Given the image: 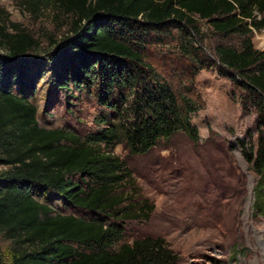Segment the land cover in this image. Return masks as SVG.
Here are the masks:
<instances>
[{
	"label": "trees",
	"instance_id": "trees-1",
	"mask_svg": "<svg viewBox=\"0 0 264 264\" xmlns=\"http://www.w3.org/2000/svg\"><path fill=\"white\" fill-rule=\"evenodd\" d=\"M18 3L34 16L52 4L70 22L51 49L30 59L38 40L0 17V164L9 165L0 178V235L13 244L12 264H177L162 238L124 242V220L147 219L152 208L127 204L132 198L121 188L132 172L114 149L142 154L177 132L197 140L191 117L203 102L194 76L209 67L256 112L255 144L244 157L259 175L254 206L264 210V48L252 42L264 30V0ZM200 20L213 38L210 52ZM153 45H174L188 59V79L174 83L159 72L148 57ZM46 72L65 97L93 99L92 128L39 124L33 98Z\"/></svg>",
	"mask_w": 264,
	"mask_h": 264
},
{
	"label": "rangeland",
	"instance_id": "rangeland-1",
	"mask_svg": "<svg viewBox=\"0 0 264 264\" xmlns=\"http://www.w3.org/2000/svg\"><path fill=\"white\" fill-rule=\"evenodd\" d=\"M6 14L38 40V47L27 55L30 59L51 49V38L69 32L68 16L52 4L34 16L18 0H0V17ZM199 23L206 52H210V29L205 21ZM252 42L263 49L264 30L254 31ZM148 57L174 83L191 74L186 69L188 59L174 45H153ZM46 74L37 83L33 98L39 124L79 133L92 128L93 99L65 97L46 82L49 72ZM194 86L203 102L191 117L197 140L177 132L142 154H130L122 144L114 149L132 172L131 181L121 188L133 199L127 204L130 207L139 200L152 208L147 219L139 213V217L124 220L123 240L162 238L178 255L177 264H264V210L254 206L259 175L244 157L247 147L255 144L256 112L252 105L241 104L242 91L215 66L200 70ZM8 168L0 164V178ZM12 246L0 235V264H12Z\"/></svg>",
	"mask_w": 264,
	"mask_h": 264
}]
</instances>
